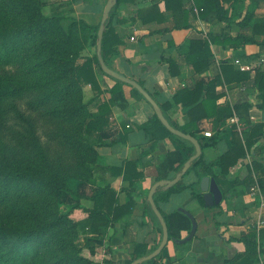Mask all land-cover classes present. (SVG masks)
<instances>
[{
    "label": "trees",
    "instance_id": "obj_1",
    "mask_svg": "<svg viewBox=\"0 0 264 264\" xmlns=\"http://www.w3.org/2000/svg\"><path fill=\"white\" fill-rule=\"evenodd\" d=\"M122 1L134 4L133 0H118L117 5L110 13L105 24L102 42V56L106 64L111 55L118 53V47L122 44V40L112 27L114 12ZM249 1V5L246 6L243 0H164L167 12L180 11L188 15L187 7L190 5L192 11L197 10L200 19L211 22L224 21L228 25H231L234 20H239L241 13L245 12L240 25L249 31L247 35L238 33L234 36L227 28L219 37H210V41L193 40L190 42V51L187 57L190 68L192 67L198 73L208 67L213 58L211 43H222L236 48L247 44L264 46V22L253 23L256 11L261 4L258 0ZM225 4L233 6L239 4L237 13L229 17V10ZM138 14L143 19L146 17L157 20V14L160 12L158 5H155L146 12L139 11ZM61 16L62 13L56 10L51 21H58ZM3 20V12L0 8V22ZM99 28L100 25L94 27L83 19L71 18L67 33L54 36L52 31L44 29L40 36L43 38L38 42H32L33 38L31 37H34L36 32L31 28L26 31L0 32V118L5 117L6 119L9 115H13L15 120L18 119L27 126L28 134L35 131L36 123H40L38 120L49 122L56 130V133L51 135L52 141L60 139L62 148L68 145L67 139L64 138L65 134L69 133L70 127L74 123L79 122L84 125L86 137L96 140L90 144L92 150L93 147L105 145L102 134L110 126L113 106H118L123 111L129 107L125 87L129 86L132 93L145 98L132 86L108 76L114 81L110 89V100L101 103L94 114H87L85 109L80 106L84 88L90 87L97 96L103 93L97 72V67L102 71L97 52L94 58L88 57L80 62L81 52L93 40L95 32V37L99 40ZM27 43L29 47L25 50L24 46ZM17 56H20L18 60ZM16 62L20 65L18 70L10 72L4 69L6 65ZM169 65L173 76L180 75L182 67L173 61H169ZM221 70L222 77L215 78L207 85L196 82L194 87H186L174 97L175 103L189 109L192 118L191 126H196L198 119L204 117L216 118L215 127L217 130L212 137L207 138L187 131L188 126L178 127L165 117L173 127L195 137L203 150L202 155L192 162L185 175L194 171L201 179L204 176H212L218 185L223 182L227 190L230 191L229 182L220 179L218 183L219 177L205 161L204 151L208 148H215L227 137H233L234 142L231 144L230 151L221 155L218 162L223 176H227L245 157L246 151L236 129L232 127L228 129V132H221L219 127L234 115L248 119L251 105L244 102L233 108H221L218 106V100L222 93H217L216 89L223 82L227 85L243 83L249 80V75L236 67L232 61L222 62ZM255 84L262 100L260 107L264 108V70L257 72ZM23 99H25V106L29 113L21 112L15 106L16 100ZM163 107H170V104H165ZM162 111L164 113L163 108ZM30 113H36L37 119L29 116ZM141 129L154 143L168 137H173L178 142V146L170 150L157 165L156 182L174 179L182 171L186 162L196 153L191 142L173 135L155 113L151 120L141 126ZM57 134L58 136H56ZM256 135L257 131L253 138ZM88 141L87 139L86 142ZM123 141H126V136H123ZM251 146L252 139L250 142L247 141V148L250 149ZM65 148L67 149V147ZM55 151L58 155L60 153L63 158L61 150ZM137 167L136 161H129L124 166H100L99 169L102 172L110 171L115 176H122L125 181L130 183L131 187H134L144 177ZM48 169L49 173L53 174V180L38 175V172L34 171L31 166L13 162L7 156L0 155V264H115L111 255H103L104 258L100 259L98 256L99 245L92 237L103 235L110 227H114L126 216L132 215L135 202L131 201L127 205H121L117 191L107 185L93 196L94 206L92 208L76 203L65 210L58 211L49 204L51 194L48 192V187H55L58 191H67L68 193H73V190L66 183L67 176L63 175L65 169L60 170L52 167H48ZM249 173L252 174L251 171ZM196 186L197 184L186 186L181 180L173 188L160 187L155 193L156 205L168 227L169 241L181 240L183 232L189 234L192 222L178 209L166 213L161 204L169 203L176 195L191 190L190 200H197L200 205L205 206L203 195L196 190ZM223 194L226 196V193L223 192ZM36 206H40L37 211ZM31 209L32 212H30ZM144 218H152L158 223L162 241L163 227L149 201L146 203ZM133 226V222L130 221L124 225L125 244L133 245V251L125 264H132L135 260L151 254L160 245L149 250L147 244L137 242L132 235ZM239 241L246 245V253L239 256L243 259L242 262H259V258H253V255H256L260 249L258 234L251 232ZM175 244L177 248L185 246L176 242ZM163 251L158 257L143 264H160ZM260 251L264 253V249H260ZM177 259L174 257L171 261L174 262Z\"/></svg>",
    "mask_w": 264,
    "mask_h": 264
},
{
    "label": "crops",
    "instance_id": "obj_2",
    "mask_svg": "<svg viewBox=\"0 0 264 264\" xmlns=\"http://www.w3.org/2000/svg\"><path fill=\"white\" fill-rule=\"evenodd\" d=\"M107 2L108 0H77L74 2V9L78 19L97 27L101 25ZM133 2V5L129 2H120L114 12L112 27L122 40V44L118 47V53L108 58L107 65L141 84L163 108L169 121L178 127L188 126L187 131L203 136L208 131L215 133L216 118L204 117L198 119L196 126H191L189 109L175 103L174 97L180 90L194 87L196 82L207 85L215 78L222 77V62L232 61L241 70L242 66L249 67V70H242L248 73L249 80L233 85L223 82L216 89L217 93H222L218 100V106L221 108H233L244 102L251 105L248 119L236 115L239 119L238 124L231 123L230 117L219 127L221 132H228L232 127L236 129L246 151L245 157L227 176H223L218 162L221 155L230 151L234 142L233 137H227L215 148L204 151L205 161L219 177L218 183L220 179L229 182L231 190L228 191L225 183L220 182L221 190L226 196L219 207H206L200 205L197 200H190L191 190L176 195L174 201L161 204L166 213L179 207L189 210L198 223V230L195 237L183 248H177L174 241H169L160 264H264V253L260 251L264 249V108L260 107L262 100L255 84L257 72L264 70V46L247 44L236 48L222 43H211L213 58L207 68L197 73L187 63L190 42L210 41V37H219L227 28L234 36L238 33L247 35L249 31H244L240 25L245 12L241 13L239 20H234L228 25L224 21L211 22L200 19L197 10L192 11L190 5L187 7L189 13L185 15L180 11L167 12L164 0ZM155 5H158L160 12L157 14V20L139 17V11L146 12ZM225 6L229 10V17L237 13V6L227 4ZM260 9L261 7L258 10ZM256 54L261 57L257 59ZM169 61L183 68L180 75L171 74ZM98 78L100 80L99 72ZM108 83L112 88L114 82ZM125 89L129 107L123 111L118 106H113L110 126L102 134L108 146L106 147L109 158L106 165L100 164L98 169L100 166L117 167L124 166L129 161H136L137 169L144 177L131 187L122 176H115L110 171L102 172L99 169L109 181L105 186L110 185L117 191L121 205L135 202L133 214L109 228L110 247L115 264H125L133 251V245L125 244L124 240V225L129 221L134 224L132 235L137 242L147 244L149 250L160 244L158 223L152 218L145 219L144 210L149 193L157 183V165L170 150L178 146L177 140L173 137L165 138L158 143L149 139L141 126L151 120L155 113L154 109L146 99H138L129 86ZM106 100L109 101L108 98ZM165 104H170V107L164 108ZM256 131L257 135L253 138ZM123 136H126V141H123ZM251 139L252 146L249 149L247 141L250 142ZM181 180L186 186L197 184L196 190L203 195L200 189L201 178L194 171ZM102 188H97L95 194ZM91 202L92 206L87 208L94 206V202L92 200ZM251 232H256L259 237L260 249L253 255V258H259V262H242L243 259L239 256L246 253V245L239 240ZM187 235V232L182 233L183 238ZM174 257L178 259L173 262L171 259Z\"/></svg>",
    "mask_w": 264,
    "mask_h": 264
},
{
    "label": "rangeland",
    "instance_id": "obj_3",
    "mask_svg": "<svg viewBox=\"0 0 264 264\" xmlns=\"http://www.w3.org/2000/svg\"><path fill=\"white\" fill-rule=\"evenodd\" d=\"M246 5L250 3L249 0H243ZM261 9L257 12V19L253 23L264 22V0H258ZM233 6L231 4H227ZM239 8V4H235ZM0 8L3 12L4 20L0 22V32L8 30L26 31L31 28L36 32L32 42H38L41 38V31H49L54 36L64 35L68 31V26L71 23V18H78L74 9V2L71 0H0ZM56 10L62 13L58 21H51V18ZM53 20V19H52ZM246 31L245 27L242 28ZM239 28L237 27V31ZM94 33L93 40L90 41L87 48L81 52L82 62L85 58L95 57L97 52L98 39ZM29 44L24 46L28 49ZM257 59L261 55L256 54ZM20 56H17L18 60ZM20 65L16 62L4 67L5 70L13 72L18 70ZM100 74V84L103 88V93L98 96L86 87L83 89V98L80 102L87 114H94L97 112L98 106L106 102L107 98L110 100V85L108 82H114L112 78L108 77L104 72L97 67ZM258 71V70H257ZM138 99L144 100L141 96L133 93ZM15 106L21 112L29 113L25 106V99L16 100ZM113 115V113H112ZM33 119H37L36 113H30ZM13 115L0 118V155L7 156L13 162H20L31 166V168L38 172V175L52 179L49 168H57L64 170L63 175L67 176L66 183L73 190V193L67 191H58L55 187H48V192L51 194L49 204H51L58 211L67 209V207L79 203L85 207L92 206V198L95 195L96 189L104 187L109 181L106 175L101 174L98 166L107 163V144L92 148L90 144L96 142L95 138L86 137L84 134V125L79 122L74 123L70 127L68 134H65L68 145L63 148L60 147V139L52 141V133H56L52 124L44 121L36 123L35 131L28 134L24 123L20 120H15ZM58 136V134L56 135ZM61 138V137H60ZM89 140L86 142V140ZM86 142V143H85ZM107 146V147H106ZM67 147V149L65 148ZM55 150L62 151V155L56 153ZM70 153V155H69ZM115 162H113L114 164ZM43 173V174H42ZM174 201V200H173ZM40 206H36V211ZM32 212V209L30 210ZM28 227L26 224H23ZM98 245V256L100 259L103 255H111V235L109 229L103 235L92 237Z\"/></svg>",
    "mask_w": 264,
    "mask_h": 264
},
{
    "label": "water",
    "instance_id": "obj_4",
    "mask_svg": "<svg viewBox=\"0 0 264 264\" xmlns=\"http://www.w3.org/2000/svg\"><path fill=\"white\" fill-rule=\"evenodd\" d=\"M117 3H118V0H108L107 5L104 9L102 22H101L99 32H98L99 40H98V44H97V54H98V58H99V61L101 64L102 71L106 75L114 78L115 80H117L121 83L128 84V85L132 86L133 88L137 89L144 96V98L147 100V102L153 107L155 114L157 115L158 119L162 122V124L173 135L178 136L182 139H185V140L191 142L196 149V153L186 162L182 171L180 173H178L174 179L163 180V181L155 183L154 186L152 187L150 193H149L148 201H149L150 205L152 206L156 216L159 218V220L161 222V225L163 227V238H162L160 245L158 246V248L155 251H153L151 254H149L143 258L135 260L132 263V264H143L149 260H152V259L158 257L162 253V251L166 248L167 244L169 243V232H168L167 224H166L162 214L160 213V211L156 205L155 199H154L157 189L160 187H164L165 189H169V188H173L175 185H177L181 181L183 176L190 169L192 162L195 161L196 159H198L202 155L203 150L201 148L199 141L195 137L188 135V134L176 129L175 127H173L171 125V123L165 117L161 106L151 96V94H149V92H147L143 88V86L141 84H139L137 81L130 79V78L126 77L125 75L117 72L116 70L110 68L106 64L105 60L103 59L102 42H103V38H104L105 24H106L107 20L109 19L110 13L112 12L113 8L117 5ZM200 189H201V192L203 193V198H204L206 207L219 206L225 198V195L223 194L221 188L219 187L215 178H213V177L204 176L200 182ZM178 210L180 212L184 213L185 215H187L192 222V229H191L190 233L185 238H182L181 240H175V242L177 244L185 245V244L189 243L195 237L197 230H198V223H197L195 217L186 208L179 207Z\"/></svg>",
    "mask_w": 264,
    "mask_h": 264
},
{
    "label": "built area",
    "instance_id": "obj_5",
    "mask_svg": "<svg viewBox=\"0 0 264 264\" xmlns=\"http://www.w3.org/2000/svg\"><path fill=\"white\" fill-rule=\"evenodd\" d=\"M132 40H134V39H132ZM241 68H242V70H249V67L242 66ZM230 121L233 124H238L239 123V119L236 117V115L231 117ZM205 136L206 137H212L213 136V132H211V131L205 132Z\"/></svg>",
    "mask_w": 264,
    "mask_h": 264
}]
</instances>
